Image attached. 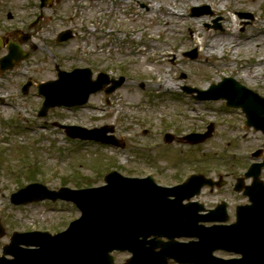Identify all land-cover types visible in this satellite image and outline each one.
Listing matches in <instances>:
<instances>
[{
    "label": "rangeland",
    "instance_id": "obj_1",
    "mask_svg": "<svg viewBox=\"0 0 264 264\" xmlns=\"http://www.w3.org/2000/svg\"><path fill=\"white\" fill-rule=\"evenodd\" d=\"M50 1L52 6L41 8L38 0H0V36L15 41L26 34L30 39L22 49H37L31 59L0 73V224L5 229L0 255L14 233L48 230L53 234L79 216L63 202L11 205L10 195L33 183L52 190L99 186L105 174L116 170L130 177L151 175L163 185L195 172L211 178L221 175L227 183L199 199L208 207L221 199L233 205L248 202L233 186L254 161L251 152L261 148L264 161V134L244 127L239 110L226 109L222 101H196L182 88L205 90L231 77L264 98V64L256 61L258 52L264 58V32L259 33L264 31V0H192L198 3L195 7L209 6L211 15L202 17H190L193 6L187 0H124L127 5L104 0L103 8L100 0ZM169 11L183 13L184 23L181 18L174 21ZM240 12L253 19L241 20ZM124 17L127 25L122 24ZM199 18L201 22L193 24ZM216 20L221 29L212 28ZM187 21L193 24L191 33ZM66 30L74 38L57 44V35ZM224 30L241 38L235 42L242 46L238 53L225 48L221 55L202 54L212 41H224ZM246 36L255 39L248 43L249 49ZM194 49L196 60L184 57ZM56 66L66 71L88 67L93 80L105 73L110 79L124 77V84L111 95H92L84 110L52 109L46 118H38L42 98L35 87L55 80ZM28 79L33 86L24 95L21 88ZM157 79L168 81L171 90L152 88ZM131 94L136 95L130 98ZM53 122L88 129L113 125L127 147L80 146L53 128ZM210 123L213 136L198 148L180 142L171 149L164 143L167 129L186 135L204 132ZM124 261L125 256L116 258V264Z\"/></svg>",
    "mask_w": 264,
    "mask_h": 264
},
{
    "label": "water",
    "instance_id": "obj_2",
    "mask_svg": "<svg viewBox=\"0 0 264 264\" xmlns=\"http://www.w3.org/2000/svg\"><path fill=\"white\" fill-rule=\"evenodd\" d=\"M69 38L70 34L67 33L58 40L65 41ZM10 51L11 55L16 53L14 48H10ZM18 52V59L25 57L19 49ZM186 56L194 59L196 52H189ZM90 77L89 71L76 70L64 76L59 75L57 84L41 85L39 93L45 96L46 101L40 115H45L46 109L57 105L74 106L85 103L87 97L102 86L100 82L90 83ZM120 83L121 81L115 83L109 92ZM183 91L188 94L197 92L199 100H226V106L242 109L247 126L264 133V99L233 79H224L211 86L208 91L188 87H184ZM64 128L72 138L113 143V139L106 138L102 130ZM211 133L212 126L204 135L192 134L184 140L192 145L198 144L210 137ZM170 138L168 135L167 141ZM261 166L253 165L246 174V178H253L252 186L246 188L245 192L252 205L237 208L235 224L224 227L191 228L190 224L181 225L178 222L179 215L190 216V207L193 208L194 215L204 211L200 204L183 205L184 200L199 195L205 186H220L203 176H191L184 184L174 188L157 187L150 179H128L117 173L106 176V186L97 189L72 191L62 188L55 192L39 184L28 185L11 195L12 204L25 205L47 199L63 200L74 203L81 210L82 217L73 222L67 231L55 236L45 233H14L10 244L3 248L0 264H113L109 254L114 250L129 249L130 243H141L137 241L140 236L153 237L150 247L142 249V244L135 246L134 258L128 264H166V260L170 258L187 264H264V187L258 180ZM239 181L237 191L242 189L243 180ZM170 197L173 199H169ZM196 220L203 223L226 222L225 205ZM132 222L134 228H131ZM3 234L4 230L0 225V237ZM161 237L173 240L180 237L197 238L198 242L164 245L156 240ZM21 245L35 246L38 249L24 251L20 249ZM157 248L160 250L155 251ZM217 250L241 254L242 259H216L212 254ZM5 256H11L13 260H6Z\"/></svg>",
    "mask_w": 264,
    "mask_h": 264
},
{
    "label": "bare ground",
    "instance_id": "obj_3",
    "mask_svg": "<svg viewBox=\"0 0 264 264\" xmlns=\"http://www.w3.org/2000/svg\"><path fill=\"white\" fill-rule=\"evenodd\" d=\"M118 1H120L119 2L120 5L121 4L123 5V3H125V5H127V3L124 0H118ZM184 1L185 0H183V3H184ZM187 1L192 6H196V4H198L197 1H192V0H187ZM151 2L152 1H150V3ZM104 5L106 7L105 1L104 0H100V7L103 8ZM168 13H169V16H171L174 21H177L178 18H181V21L184 23V20H183L184 19V15H183V13H181V15L178 14V12H172L171 13V11H169ZM201 20L202 19L199 18V20H196L195 23H193V24H196L197 25V23L201 22ZM127 23H128V19H127V17H124L123 20H122V24L123 25H127ZM193 24H191V21H187V23H186V25L188 26V29H189L190 33H191V28L193 27ZM165 25H169V23H166ZM224 32H225V30H224ZM263 32L264 31H260L259 33L262 34ZM224 35L226 36V38L224 39V41H221V39H218L217 40V41H219V43L217 41H212V43L209 46V48L207 46L206 49H203L202 50V54H204V55H210V54H218V55H221L222 53H224L225 48H227V50L228 49H231L232 50V54L238 53V50H240L242 46H241V44H238V43H237V45H235V42H239L240 43V39L241 38L239 36L235 35V32L233 30H229V31L225 32ZM199 36L200 35L197 34L196 35V38H199ZM253 37L254 36H246V38L244 39V41L246 43L245 46H246L247 49H249V46H250V45H248V43L255 40V39H253ZM192 43H193V40H192ZM181 45H182V43H181ZM254 48H257V46L254 45ZM150 51L152 53L155 52L154 47L151 46ZM162 51L163 52L164 51H167V48L164 47ZM256 61L257 62H262L264 64V58H262L261 56H259V52H258V55L256 56ZM139 63L140 62H136V63L134 62L135 65H141ZM0 70L2 72L3 71V67L0 68ZM144 73L145 74H148V72H146V71H144ZM256 73H257V71H256ZM151 87L152 88L155 87V88H159V89H168L169 91L171 90V88L169 87L168 81H161L159 79H157L155 82H153ZM135 95L136 94H131L130 98L133 97V96H135Z\"/></svg>",
    "mask_w": 264,
    "mask_h": 264
},
{
    "label": "flooded vegetation",
    "instance_id": "obj_4",
    "mask_svg": "<svg viewBox=\"0 0 264 264\" xmlns=\"http://www.w3.org/2000/svg\"><path fill=\"white\" fill-rule=\"evenodd\" d=\"M2 40L4 41V42H8L9 41V39L7 38V37H4V36H2ZM3 53V55H4V52H2ZM2 56V55H1Z\"/></svg>",
    "mask_w": 264,
    "mask_h": 264
}]
</instances>
